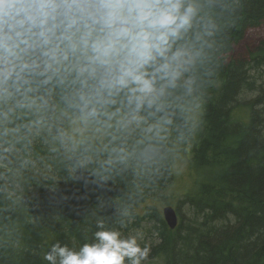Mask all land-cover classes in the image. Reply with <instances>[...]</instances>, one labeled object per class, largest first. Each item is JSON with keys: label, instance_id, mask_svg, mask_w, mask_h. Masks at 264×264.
Here are the masks:
<instances>
[{"label": "clouds", "instance_id": "obj_1", "mask_svg": "<svg viewBox=\"0 0 264 264\" xmlns=\"http://www.w3.org/2000/svg\"><path fill=\"white\" fill-rule=\"evenodd\" d=\"M226 0H0V144L50 146L107 183H152L206 123ZM79 248L46 264H145L128 214H93Z\"/></svg>", "mask_w": 264, "mask_h": 264}, {"label": "trees", "instance_id": "obj_2", "mask_svg": "<svg viewBox=\"0 0 264 264\" xmlns=\"http://www.w3.org/2000/svg\"><path fill=\"white\" fill-rule=\"evenodd\" d=\"M226 5L216 10L213 59L220 74L203 131L188 144L193 183L173 208L176 228L145 206L172 184L174 160L152 183L130 173L103 183L91 170L74 172L39 140L0 144V264H46L43 256L56 240L75 248L90 242L93 214L122 213L135 218L125 235L147 228L154 237L141 242L151 247L149 260L264 264V38L246 59L231 55L245 32L264 22V0Z\"/></svg>", "mask_w": 264, "mask_h": 264}, {"label": "rangeland", "instance_id": "obj_3", "mask_svg": "<svg viewBox=\"0 0 264 264\" xmlns=\"http://www.w3.org/2000/svg\"><path fill=\"white\" fill-rule=\"evenodd\" d=\"M264 38V22L258 27L248 29L242 41L233 48L232 57L246 59L247 53L255 48V46ZM191 155V149L189 145H186L179 149L174 157L173 161V182L166 190L162 199L148 201L145 206L151 205L155 207L159 212L164 206L175 207V203L180 200L181 195L189 189L191 182L193 183L192 174L189 170V159ZM154 192V191H153ZM158 194V191H155ZM140 239V243L146 244L154 241V237L151 232L144 228L133 232ZM145 264H164L162 257L153 258Z\"/></svg>", "mask_w": 264, "mask_h": 264}, {"label": "water", "instance_id": "obj_4", "mask_svg": "<svg viewBox=\"0 0 264 264\" xmlns=\"http://www.w3.org/2000/svg\"><path fill=\"white\" fill-rule=\"evenodd\" d=\"M161 214L166 226L170 230H174L178 223V218L175 213V210L172 207L166 206L162 208Z\"/></svg>", "mask_w": 264, "mask_h": 264}]
</instances>
